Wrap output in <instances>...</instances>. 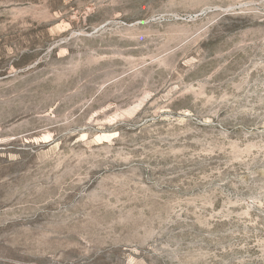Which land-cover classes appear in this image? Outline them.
<instances>
[{
  "label": "rangeland",
  "instance_id": "rangeland-1",
  "mask_svg": "<svg viewBox=\"0 0 264 264\" xmlns=\"http://www.w3.org/2000/svg\"><path fill=\"white\" fill-rule=\"evenodd\" d=\"M0 264H264V0H0Z\"/></svg>",
  "mask_w": 264,
  "mask_h": 264
}]
</instances>
